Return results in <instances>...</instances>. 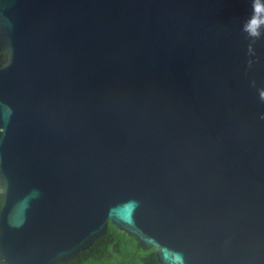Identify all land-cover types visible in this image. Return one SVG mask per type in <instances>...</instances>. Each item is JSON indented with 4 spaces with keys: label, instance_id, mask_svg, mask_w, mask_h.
<instances>
[{
    "label": "water",
    "instance_id": "95a60500",
    "mask_svg": "<svg viewBox=\"0 0 264 264\" xmlns=\"http://www.w3.org/2000/svg\"><path fill=\"white\" fill-rule=\"evenodd\" d=\"M0 51V264H264V0H0Z\"/></svg>",
    "mask_w": 264,
    "mask_h": 264
},
{
    "label": "trees",
    "instance_id": "16d2710c",
    "mask_svg": "<svg viewBox=\"0 0 264 264\" xmlns=\"http://www.w3.org/2000/svg\"><path fill=\"white\" fill-rule=\"evenodd\" d=\"M1 53V51H0ZM58 264H161L156 249L143 248L135 236L110 224L108 233L97 239L80 256Z\"/></svg>",
    "mask_w": 264,
    "mask_h": 264
}]
</instances>
